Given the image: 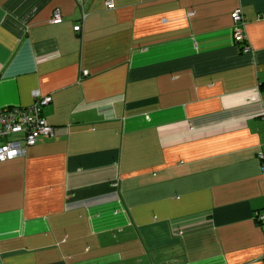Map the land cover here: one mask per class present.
<instances>
[{
    "label": "crops",
    "instance_id": "obj_1",
    "mask_svg": "<svg viewBox=\"0 0 264 264\" xmlns=\"http://www.w3.org/2000/svg\"><path fill=\"white\" fill-rule=\"evenodd\" d=\"M107 1L0 0V264H264V0Z\"/></svg>",
    "mask_w": 264,
    "mask_h": 264
},
{
    "label": "built area",
    "instance_id": "obj_2",
    "mask_svg": "<svg viewBox=\"0 0 264 264\" xmlns=\"http://www.w3.org/2000/svg\"><path fill=\"white\" fill-rule=\"evenodd\" d=\"M85 1L87 0H78L80 4ZM114 4L113 0L107 1L109 8L114 7ZM60 19V11H55L52 21L57 22ZM233 19L235 39L244 42L246 37L241 9L233 13ZM74 29L81 30V25H76ZM250 50V46L246 44L244 51ZM35 98V102L27 107L11 106L0 109V161L25 154L26 147L34 145L41 135H54L55 127L43 115V107L51 102V96L36 95ZM257 219L264 222V215L258 213Z\"/></svg>",
    "mask_w": 264,
    "mask_h": 264
}]
</instances>
